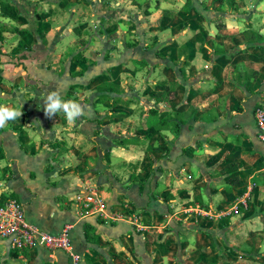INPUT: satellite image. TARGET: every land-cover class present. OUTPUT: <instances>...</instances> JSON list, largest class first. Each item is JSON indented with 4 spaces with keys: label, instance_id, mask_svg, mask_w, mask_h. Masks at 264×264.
Instances as JSON below:
<instances>
[{
    "label": "crops",
    "instance_id": "1",
    "mask_svg": "<svg viewBox=\"0 0 264 264\" xmlns=\"http://www.w3.org/2000/svg\"><path fill=\"white\" fill-rule=\"evenodd\" d=\"M258 106L264 0H0V193L81 264H264ZM88 186L120 218L82 216ZM68 262L0 239V264Z\"/></svg>",
    "mask_w": 264,
    "mask_h": 264
},
{
    "label": "built area",
    "instance_id": "2",
    "mask_svg": "<svg viewBox=\"0 0 264 264\" xmlns=\"http://www.w3.org/2000/svg\"><path fill=\"white\" fill-rule=\"evenodd\" d=\"M256 121L259 128V139L264 141V106L256 108ZM0 176V190L4 186ZM257 184L249 181L242 191L240 198L229 210H224L220 216L227 217L232 212H237L241 207L249 208L254 189ZM76 203L82 216H96L102 219H118L109 213L105 198L94 186H88L78 192ZM0 239H8L15 250L32 249L41 247L52 251H65L68 255V264H81L82 256L74 252L70 237L69 226L59 234L47 233L28 222L25 206L14 194L0 193Z\"/></svg>",
    "mask_w": 264,
    "mask_h": 264
},
{
    "label": "trees",
    "instance_id": "3",
    "mask_svg": "<svg viewBox=\"0 0 264 264\" xmlns=\"http://www.w3.org/2000/svg\"><path fill=\"white\" fill-rule=\"evenodd\" d=\"M226 1H229V0H226ZM2 8H4V11H5V13L6 14H11L12 12H13V8H12V6H10V5H6V4H4L3 6H2ZM6 8H10V11H7L6 10ZM217 24H218V27L221 29V27H223V25L222 24H220L219 23V21H217ZM114 87H116V86H114V85H108V84H106V88H105V90H114L115 88ZM171 93V91H170V88L168 87V86H165V91L164 92H162V93H157V99L159 100V99H161L162 97H159V96H164V97H169L170 95H172V94H170ZM5 116H6V118L9 120V121H14V120H16L17 119V111H16V108H12L11 110H9V111H7V112H5ZM155 149L156 150H159V151H165V152H167L168 151V148L167 147H165V146H160V147H155Z\"/></svg>",
    "mask_w": 264,
    "mask_h": 264
}]
</instances>
